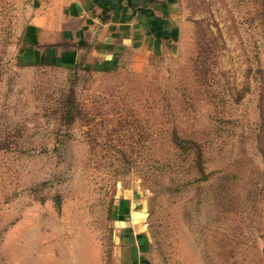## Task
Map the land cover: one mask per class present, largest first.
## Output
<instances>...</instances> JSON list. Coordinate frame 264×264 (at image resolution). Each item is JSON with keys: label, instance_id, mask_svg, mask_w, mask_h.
<instances>
[{"label": "rangeland", "instance_id": "374dc122", "mask_svg": "<svg viewBox=\"0 0 264 264\" xmlns=\"http://www.w3.org/2000/svg\"><path fill=\"white\" fill-rule=\"evenodd\" d=\"M67 3L0 0V264H264V0Z\"/></svg>", "mask_w": 264, "mask_h": 264}, {"label": "crops", "instance_id": "0c3cea01", "mask_svg": "<svg viewBox=\"0 0 264 264\" xmlns=\"http://www.w3.org/2000/svg\"><path fill=\"white\" fill-rule=\"evenodd\" d=\"M59 2V0H56ZM63 1V0H62ZM69 15L84 19L87 32L95 34L100 30L108 35L106 41L111 42L116 31H129L137 20L142 22L141 28L146 26L157 33L165 21L174 17L176 0H65ZM143 18V20H140ZM167 32L170 31L166 28ZM133 209L134 206H133ZM121 264L141 263L137 249H124L120 252Z\"/></svg>", "mask_w": 264, "mask_h": 264}, {"label": "trees", "instance_id": "16d2710c", "mask_svg": "<svg viewBox=\"0 0 264 264\" xmlns=\"http://www.w3.org/2000/svg\"><path fill=\"white\" fill-rule=\"evenodd\" d=\"M67 114H70V113H67Z\"/></svg>", "mask_w": 264, "mask_h": 264}]
</instances>
